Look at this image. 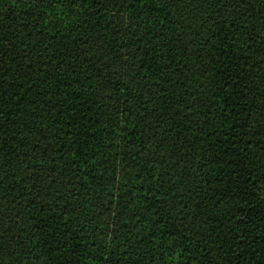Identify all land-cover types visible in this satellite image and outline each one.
I'll list each match as a JSON object with an SVG mask.
<instances>
[{
	"label": "trees",
	"instance_id": "1",
	"mask_svg": "<svg viewBox=\"0 0 264 264\" xmlns=\"http://www.w3.org/2000/svg\"><path fill=\"white\" fill-rule=\"evenodd\" d=\"M0 264H264V0H0Z\"/></svg>",
	"mask_w": 264,
	"mask_h": 264
}]
</instances>
